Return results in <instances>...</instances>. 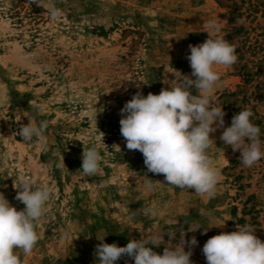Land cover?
Returning a JSON list of instances; mask_svg holds the SVG:
<instances>
[{
  "label": "rangeland",
  "instance_id": "rangeland-1",
  "mask_svg": "<svg viewBox=\"0 0 264 264\" xmlns=\"http://www.w3.org/2000/svg\"><path fill=\"white\" fill-rule=\"evenodd\" d=\"M43 2L60 15L53 19L31 0H0V156L8 153L0 159V192L22 210L16 176L53 188L38 244L30 256L20 254L24 264H96L97 237L104 236L120 247L155 237L161 244L147 246L162 254L169 233L177 243L183 232L199 239L204 228L210 234L250 224L264 241V158L244 167L240 152L219 139L223 130L211 134L221 175L209 199L148 172L142 153L126 148L119 123L137 91L159 94L176 83L175 70L191 74L190 44L222 37L235 45L238 61L216 67L213 106L226 112L225 127L251 109L264 141V0ZM27 117L47 128L24 144L17 132ZM97 144L102 171L84 177V147ZM190 225L201 228L189 232ZM192 251L194 264H204L196 246Z\"/></svg>",
  "mask_w": 264,
  "mask_h": 264
},
{
  "label": "clouds",
  "instance_id": "clouds-1",
  "mask_svg": "<svg viewBox=\"0 0 264 264\" xmlns=\"http://www.w3.org/2000/svg\"><path fill=\"white\" fill-rule=\"evenodd\" d=\"M31 2L44 8L53 19L60 15L54 3ZM189 50L186 59L191 74L175 70L176 83L170 84V89L162 88L159 94L149 92L144 96L142 91H137L120 109V134L128 150L142 153L148 172L164 176L163 184L194 190L196 195L213 199L221 173L209 152L215 143L211 134L222 129L219 139L233 152H240L239 160L244 167H252L264 158V141L261 128L251 120L254 116L251 109L240 110L232 117L231 126L225 127L226 112L223 107L213 106L214 88L221 79L215 69L217 66L230 68L238 61L235 45L217 37L198 45L190 44ZM28 121L17 132L24 144L31 143L47 128L46 121L36 126L31 118ZM115 146L120 149L119 145ZM7 158L8 153L0 156V159ZM102 160L100 145L84 147L78 171L84 177L98 175L102 171ZM16 177L15 199L25 207L17 210L0 192V264H24L21 252L24 256L33 253L40 239L37 227L48 213V203L53 198V188L48 184L25 176ZM148 187L151 188V184ZM200 228L190 225L188 231ZM207 231L208 228H204L201 234ZM255 233L254 226L245 224L237 225L230 233L210 237L202 248L206 264H264V241ZM168 236L171 246L167 244L162 254L147 246L161 244L155 237L131 239L124 247L103 242L105 236L97 237L101 242L94 250L96 264H116L123 257L131 258L134 264H194L191 256L192 249L198 245L196 237L186 239L183 232L179 241L172 243L176 233Z\"/></svg>",
  "mask_w": 264,
  "mask_h": 264
},
{
  "label": "trees",
  "instance_id": "trees-1",
  "mask_svg": "<svg viewBox=\"0 0 264 264\" xmlns=\"http://www.w3.org/2000/svg\"><path fill=\"white\" fill-rule=\"evenodd\" d=\"M229 37V36H228ZM230 38V37H229ZM236 229H233V230H227V231H225V232H232V231H235ZM221 232H216V233H210V234H206V235H204V236H202V237H200L199 239H197L198 240V245L196 246V252H197V256L200 258V259H202L205 263L204 264H206V259H205V257H204V255H203V252H202V248H203V246H204V244L206 243V241L210 238V237H212V236H214V235H217V234H220ZM258 236V235H257ZM263 241V240H262Z\"/></svg>",
  "mask_w": 264,
  "mask_h": 264
}]
</instances>
